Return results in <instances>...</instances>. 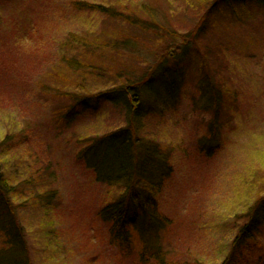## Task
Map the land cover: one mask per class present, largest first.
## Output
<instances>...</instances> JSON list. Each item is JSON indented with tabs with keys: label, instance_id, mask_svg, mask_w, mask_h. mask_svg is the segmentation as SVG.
Instances as JSON below:
<instances>
[{
	"label": "rangeland",
	"instance_id": "1",
	"mask_svg": "<svg viewBox=\"0 0 264 264\" xmlns=\"http://www.w3.org/2000/svg\"><path fill=\"white\" fill-rule=\"evenodd\" d=\"M260 2L234 1V7L221 5V13L209 16L206 36L189 52L193 64L177 96L160 97L153 113L137 117L104 104L62 118L71 100L58 89L69 85L78 93H97L119 81L102 82L92 71L149 69L159 58L152 52H163L170 42L168 31L193 35L205 14L203 1L0 0V178L9 191L8 201L0 198V225L9 228L11 220L16 229L18 222L33 264H141L144 250L158 253L163 264H224L249 206L264 194ZM83 4L114 9L140 23L82 9ZM147 20L158 30L143 26ZM111 42H132L135 49L114 53L104 45ZM101 43L103 49L96 48ZM70 58L81 64L75 71ZM210 78L227 99L216 116L218 136L203 155L198 141L215 117L208 96H202ZM128 127L139 129L142 140L160 143L173 169L159 196L132 195L149 198L166 223L158 228L141 217L127 245L120 246L112 242V225L102 212L122 199L123 185L97 181L79 154L83 141L115 132L126 136ZM46 193L56 196L48 206L40 199ZM137 203L130 202L131 218L139 212ZM5 233L0 230V250ZM256 239L260 246L246 254L235 250L237 264L264 256V225ZM5 256L2 251L0 258Z\"/></svg>",
	"mask_w": 264,
	"mask_h": 264
},
{
	"label": "trees",
	"instance_id": "2",
	"mask_svg": "<svg viewBox=\"0 0 264 264\" xmlns=\"http://www.w3.org/2000/svg\"><path fill=\"white\" fill-rule=\"evenodd\" d=\"M191 1L192 3L200 1V4L203 1L202 8L205 13L200 24H197L193 35L188 38V35L185 37L168 31L171 39L167 47L163 52H152L154 57L156 55L159 58H155L149 65V69L146 68L141 73H134L131 68L127 67V71H130L127 73L111 71L107 68L98 72H91L93 75L99 77V80L102 82L116 77L119 85L113 88H107L92 94L75 92L71 90L69 85H67L66 91L58 89L60 93H63V95L71 100V104L66 107L62 118L69 117L79 110L89 111L95 109L97 105L104 104L116 105L120 109L129 110L131 114L139 117L142 111L153 113L156 109V102H159L160 97L175 98L177 96L176 91L180 89V85L186 78L185 76L188 75V67L193 64V60H190L189 52H192L195 46L199 44L198 39L202 36L205 37L207 34L209 16L213 13H221V5L229 4L231 7H234L231 2L244 3L246 0ZM260 4L264 5V0H261ZM81 8L96 9L101 13H108V16L118 18L119 20L131 19L132 22L130 24L132 25L140 23V20L137 18L134 19L130 15H124L114 9H107L104 6L83 4ZM154 22L157 24L156 21ZM143 26L158 30L150 20L143 22ZM83 45L86 51L91 50V47H88L86 43H81L82 48ZM102 45V43L97 44L96 48L103 49ZM104 45L108 47L112 45L114 53L116 51L135 49L132 42L118 44L111 42L110 44L104 43ZM67 62L73 71L81 66L79 61H75V58H70ZM157 88L159 91H157ZM202 91V96H208V105L215 114L209 125L207 135L201 136V139L198 141L199 149L205 155L207 154L205 152L206 148L210 147L209 143H213L214 139L218 136L216 116L221 117V110L227 99V95L224 92L225 90L221 89L220 86L216 88L211 78L209 81L205 80ZM136 122L139 124L137 120ZM139 129H141V126H139ZM139 129L132 132V128L128 127L126 136L115 132L103 137L95 136L94 139L85 140L83 141L84 148L79 154L80 160L87 169L91 170L97 181L112 185L116 183L123 185L124 193L122 199L116 204L106 209L104 208L102 212V215L109 218L112 225V242H119L120 246L127 245L130 238L129 230L133 224H137L139 218H145L147 222H150L153 226L156 225L158 228L163 226L167 221L165 218L164 221L160 218L162 217L161 214L156 205L150 202L149 198L140 201L139 198L141 197L132 196L133 193L159 196L160 191L164 188L165 181L171 177L173 169L172 165L167 162L166 157L160 152L161 144H158L157 141L142 140ZM5 184L6 182L0 178V198L8 201L9 191L6 189ZM55 197L54 193H46L40 199L48 206V202L53 201ZM131 201L134 203L138 202L136 205L139 212H137L135 218L129 217L128 213ZM249 207L246 215H244L248 217V220L240 227L233 243L234 250L224 264L238 263L239 260L236 257L235 250L246 254L247 248L253 250L252 245L260 246L256 239V234L264 225V194L259 195L255 203ZM13 218L16 219L14 216ZM10 222L9 228H6L4 223L0 225V230L6 229L5 234L7 235L5 247L0 250V253L4 251L6 256L0 258V264H33L24 232L22 239L18 222H15L16 229L13 226V222L11 220ZM258 257L260 260L254 264H264V259H261L264 256L258 255ZM150 259H153L154 264H163V260L159 257L158 253L155 254L154 251L144 250L141 253L140 263L144 264L145 261H149Z\"/></svg>",
	"mask_w": 264,
	"mask_h": 264
}]
</instances>
